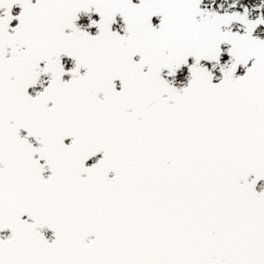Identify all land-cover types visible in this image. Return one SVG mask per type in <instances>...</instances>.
I'll return each mask as SVG.
<instances>
[{
  "label": "snow or ice",
  "instance_id": "1",
  "mask_svg": "<svg viewBox=\"0 0 264 264\" xmlns=\"http://www.w3.org/2000/svg\"><path fill=\"white\" fill-rule=\"evenodd\" d=\"M0 264H264V0H0Z\"/></svg>",
  "mask_w": 264,
  "mask_h": 264
}]
</instances>
